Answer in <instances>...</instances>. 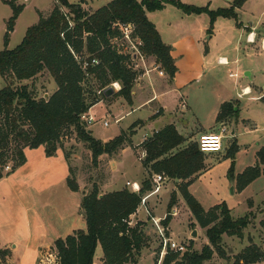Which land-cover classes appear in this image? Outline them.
Wrapping results in <instances>:
<instances>
[{
    "label": "trees",
    "instance_id": "trees-1",
    "mask_svg": "<svg viewBox=\"0 0 264 264\" xmlns=\"http://www.w3.org/2000/svg\"><path fill=\"white\" fill-rule=\"evenodd\" d=\"M85 1L71 3L69 0H56L50 14L41 16L36 24L28 27L17 47L8 49L11 33L25 6L17 4V0H4L12 7L13 14L7 21L4 35L6 48L0 51V74L4 78L23 81L33 79L47 70L56 82L57 89L48 98L40 99L34 96L27 85L14 88L8 84L0 89V179L26 162L27 147L44 145L49 156L54 155L58 147L64 149L62 133L71 127L75 129L77 137L87 144L95 159L103 154H114L129 142L128 132L124 131L108 142L95 138L82 118L102 99L121 96L129 104L133 103L132 91L139 75L130 65L134 56L119 48L117 40L122 36L117 25L119 22L135 24L133 38L139 40V51L146 56H155L173 81L177 66L171 54L172 47L163 41L147 12L162 10L171 4L186 14L207 13L211 32L219 17L238 19V9L247 0H234L230 7L215 10L208 5L197 6L182 0H112L91 12L83 7ZM93 59H97L98 63L92 64ZM86 61L90 65L84 69ZM93 80L98 83V90L106 89L115 82H119L121 88L110 96L105 93L99 95L98 90L95 92L89 85ZM239 109V103L224 102L216 122H232ZM49 141L53 142L50 146L47 145ZM184 143L185 138L173 124L155 132L144 142L147 155L143 165L148 176L139 192L124 188L101 194L98 185L94 184L82 198L86 229H78L58 238L51 248L58 264H94L99 246L104 255L102 264H139L138 258L147 237L142 228L143 223L140 221L131 225L130 220L141 206L143 196L153 189L155 178L162 181L179 179L176 182L179 191L197 222L207 228L209 240L201 251L189 248L184 253L168 252L163 264H204L212 259L215 252L226 256L222 245L223 235L243 238L250 216L235 219L226 202L206 209L190 192L192 180L188 179L204 169L205 154L197 142L182 147ZM238 150L237 142H234L229 148V156L234 159ZM65 154L69 159L68 154ZM257 156L258 164L247 167L236 176L232 164L229 177L237 179L239 191L264 173V168H261L264 147L257 152ZM11 161L13 164L6 170ZM70 172L68 186L78 191L77 180L71 177L72 168ZM175 202L176 194L173 193L169 202L170 210ZM170 220L171 215H168L163 223L168 225ZM1 253L7 251L0 249ZM261 261H264V250L252 244L237 254L233 264Z\"/></svg>",
    "mask_w": 264,
    "mask_h": 264
},
{
    "label": "rangeland",
    "instance_id": "rangeland-1",
    "mask_svg": "<svg viewBox=\"0 0 264 264\" xmlns=\"http://www.w3.org/2000/svg\"><path fill=\"white\" fill-rule=\"evenodd\" d=\"M70 1L72 3L81 2L80 0ZM109 1L110 0H89L85 1L86 5L83 6H86V9L91 12L94 11V9L96 10L106 5ZM182 1L197 6L208 5L210 9L215 10L218 8L230 7L234 0ZM55 2L56 0H32V2L27 1L25 3V1L20 2L17 0V4L23 3L26 8L24 7L25 10L23 9L21 12L19 21H16V30L11 35L8 49L17 47L22 42L28 27L36 24L41 16L49 15L55 6ZM238 13L240 20L247 25L252 22H257L259 18L261 21H264V0H247L243 6L238 9ZM12 14V7L3 0H0V51L6 48L4 44L5 29L7 27V21ZM149 16L156 27L162 31V34L164 35L165 33V40L171 42L176 58H179L176 60V65L177 61L185 57L184 60L179 62L180 65H177L178 69L181 72H186L188 68L191 67L193 72H195L194 79L184 88V92L181 93V95L175 93L176 97H172L173 95L167 96L171 105L170 109L180 110L178 113L179 115L183 114L184 124L188 126L189 130L193 129V131H197L206 127L203 119H212L211 107H213L214 103H220L215 100L222 99L223 102L221 103L228 101L239 103L240 109L238 115L235 117V119L238 120V124L235 127L237 130L236 136L231 135V121L226 120L225 122H220V127L215 132L220 133L223 129H226L223 133L225 135L223 139V150L221 152L205 153L204 169L188 179L195 181L194 184H192V193L207 209L216 204L226 202L235 219L246 215L250 216V223L248 227L244 229L243 238L227 234L223 235L222 245L226 251V256H221L215 252L212 259L204 263L233 264L237 254L249 245L257 244L264 250V173L242 191H239L236 187L237 179L235 178L232 180L229 177L232 164L234 165L235 176L243 172L247 167L258 164L259 158L257 152L264 147V69L262 57L255 53L250 56L249 60L252 63V67L255 69L257 76L255 83L260 85L261 97L259 96V91H255L250 95L244 96L242 94L243 96H240L238 93L240 92L241 84L251 83V81L242 77L241 74L239 76L235 74H231L232 76L228 75V67L218 62L220 56L227 55L228 49L226 48L224 38L220 32V30L224 28L223 24L215 25L214 23L211 32H209V14H186L174 5L168 6V10L162 9L151 12ZM221 18H223L221 22L226 21L224 20L225 17ZM235 21L237 20L235 19ZM3 24L6 26L4 29ZM164 27H166V29ZM206 32L209 36L215 32L216 38L208 41ZM122 38L123 36L117 40L119 44L122 43V46H119L122 52L126 54L129 53L132 57V54L139 53L136 59L130 61L131 67L137 70L139 75L135 82V87L137 82H142L143 76L148 72V69H150V66L147 68L142 63V60L147 59L149 56L139 51V40L133 38L131 42L124 41V38ZM177 41L178 44H175ZM133 45H135L138 50L134 48ZM181 46H183V52H180ZM184 53L185 55H183ZM233 71L235 72V69ZM156 74H158L157 69L152 72V77H157ZM8 84H12L14 88L27 85L28 89L38 99L48 98L57 88L56 82L47 70H44L33 79L23 81H17L9 77L4 78L0 74V89ZM90 84L95 92L99 89V85L95 80L91 81L89 85ZM111 86H113V84ZM114 88L116 90V86H114ZM139 99V96H137L136 104L140 102ZM183 102L185 106L182 108ZM193 103L196 105L194 111L190 109V105ZM193 108H195L194 105ZM189 111H192L194 114ZM146 112L147 108L138 110L137 113L131 116V119L143 117ZM90 115L95 118V121L93 123H88L87 120H84L86 127L88 128L89 125L92 127L91 129L94 130L95 137L100 140L109 141L111 135L119 129V125L108 111L106 104H98L90 112ZM105 121L109 122L108 126L104 124ZM205 129L209 131V129ZM145 133L146 131L139 130L134 136L135 141H142ZM190 137H192V140L189 141L188 139V143L197 142V135ZM62 142L65 152L69 156V162L72 168L71 177L76 178L79 188L86 189L87 192H89L94 184H96L101 194L108 193L104 185L105 182H109L108 178L112 168L111 161L114 157L113 154L100 155L95 159L92 151L88 149L87 144L77 137V133L73 127L63 131ZM234 142H237L239 150L236 152L235 158L233 159L229 156L228 151ZM134 148L136 154L131 147H127L125 151H123L121 164L117 166L116 170L112 173V177L117 182L116 187H120L127 179L141 178L143 176L144 169L140 163V160L143 162L145 159V157H142V150L145 148L143 141ZM12 164L13 161L9 163L6 170H9ZM261 168H264V163H262ZM165 182L172 183L168 191L169 202L173 193L176 194V202L171 210L169 209V202L165 204V197L162 195L161 191ZM159 186L161 188L160 191L152 195V197L150 196V200L154 205L152 207V204H150L149 211H151L154 217H164L169 211L171 212L173 209H177L178 212L176 215L169 214L171 215V220L172 218L173 220L171 225V220L168 223V235L172 237L173 240L186 245L188 249L201 251L203 246L209 243L206 235L207 228L202 227L193 216L179 191L176 180L165 179L159 182ZM124 188L129 187L126 185ZM62 192H64V190L58 188V192H55L54 197L49 195L48 198L55 199L54 203L60 206L63 204V198L60 196ZM44 197H47V194ZM151 201L148 203H151ZM153 208H156V214ZM139 218L142 217H138L137 221H133L131 217V225L140 222L141 219ZM141 222L143 223L142 228L147 237V241L143 248L144 262L145 264H158L163 250V242L158 234V227L152 219ZM194 229L198 231L197 236H192ZM51 231L54 230L52 229ZM46 252H48L46 256H49L52 250L49 249ZM39 257H41V255ZM140 260L141 259L138 258V262H140ZM30 264L36 263L32 262ZM253 264H264V261Z\"/></svg>",
    "mask_w": 264,
    "mask_h": 264
},
{
    "label": "crops",
    "instance_id": "crops-1",
    "mask_svg": "<svg viewBox=\"0 0 264 264\" xmlns=\"http://www.w3.org/2000/svg\"><path fill=\"white\" fill-rule=\"evenodd\" d=\"M19 1H25V3L27 1L32 2V0ZM111 1L112 0L109 2ZM82 5H86V2ZM170 5L171 4H168L163 10H168V6ZM83 7L86 8V6ZM151 12H147L149 19V14ZM19 17L17 21H19ZM221 19L223 18L219 17L216 20L215 25H224V28L220 30V32L224 38L226 48L228 49L227 55L220 56L218 60L219 64L228 67V75L235 74L236 76H239L241 74L242 77L251 81V83L241 84V89L238 93L240 96L250 95L255 91H259V96L261 97L260 85L255 83L257 80L255 69L252 67V63L249 60L251 55L257 53L258 56L262 57L263 65L264 55L261 51L260 44L264 37V21H261L259 18L257 22H252L247 25L241 21L240 18L239 20L236 19L237 21H235L234 18H224L226 21L222 22ZM4 27H6L5 24H3V29ZM164 28L166 29V27ZM15 30L16 26L11 35ZM158 31L160 32L163 41L171 46V42L165 40V33L163 35L159 28ZM206 34L208 41L216 38L215 32L210 36L207 32ZM175 44H178V41L175 42ZM182 49L183 46L180 47V52L184 51ZM171 54L173 58L175 57L174 60L176 64V60L179 58H176L173 47ZM183 55H185V53ZM184 59L185 57L177 61V65L179 66V62ZM142 63L147 68L150 66V69H148V72L143 76L142 82H137L136 86L133 88L132 104H129L123 97L116 96L96 103L87 112V115H90V112L98 104H106L108 111L112 114L115 122L119 125V129L111 135L109 141L120 135L123 131L128 132L129 142L118 152L113 154L114 157L111 161L112 168L108 178L109 182H105L104 185L108 192L124 189L128 181L138 182L142 185L143 181L148 176L147 169L139 159L141 166L144 169L143 176L141 178L127 179L120 187H116L117 182L112 177V173L116 170L117 166L121 164L123 151H125L127 147H131L136 154L134 148L136 145L142 141L144 145V142L151 138L155 132L163 129L169 124L175 125L178 132L185 138V143L182 147L189 144L187 142L188 139L189 141L192 140V137L190 136L194 137V135H197L199 138L202 133L215 132L220 127L219 123L216 122V118L223 104L221 103L223 102L222 99L215 100L220 103H214L213 107H211L212 119H203L206 127L197 131H193V129L189 130L188 126L184 124L183 114L179 115V109H170L171 105L167 96L173 95L172 97H176L175 93L181 95V93L184 92V88L194 79L195 72H193L191 67L188 68L186 72H181L177 67L175 78L171 81L169 75L162 69L155 56H149L147 59H143ZM156 69L158 70V74H156L157 77H152V72ZM234 69L235 72L233 71ZM120 88L121 85L117 82L116 90L114 88V92L119 91ZM137 96H139L140 102L136 104ZM193 105L195 108H193ZM184 106L185 103L183 102L182 108ZM144 108H147V112L143 117H135L131 119V116L137 113L138 110H143ZM190 109L194 111L196 105L193 103L190 105ZM137 122L140 123L135 126ZM231 124V135L236 136L237 130L235 127L238 124V120H233ZM91 128L92 127L89 125L88 129L92 131V135L95 137L94 130ZM205 128L209 129V131ZM139 130H144L146 133L143 136L142 141L136 142L134 136ZM101 141L108 142L102 139ZM25 154L27 158L26 162L12 173L7 174L0 179V249L7 251V253L0 254V264H30L32 262L37 264V260L38 263L40 260L39 256L47 250H51L58 238L65 237L68 234L73 233L75 230L86 229L87 227L85 214L81 205L82 198L84 194L87 193V190L79 188L78 191H73L68 186L67 178L71 174V164L66 157L64 149L58 147L56 153L49 156L46 153V147L42 145L37 148H25ZM176 182L179 181L176 180ZM194 182L195 181H192L189 186L191 193L192 184H194ZM171 184V182H165V185L161 190L162 195L165 197V204H168L169 202L168 191L171 188ZM58 188L64 190V192L60 194L63 198V204L60 206L54 203L55 199L48 198L49 195L54 197L55 192H58ZM46 194L47 197H44ZM150 201L149 197L148 202ZM148 202L147 206L149 209L150 204H152L153 207L154 203L152 201L151 203ZM153 211L156 214V208H153ZM151 215L153 214L151 213ZM138 217H142L139 218L141 221H148L151 219L143 206H140L137 212L132 215V220L137 221ZM172 220L170 225L172 224ZM52 229L54 231H51ZM141 253L142 255L139 256L141 259L139 264H145L143 258L144 251L142 250ZM103 256L102 247L99 246L94 264H102Z\"/></svg>",
    "mask_w": 264,
    "mask_h": 264
},
{
    "label": "built area",
    "instance_id": "built-area-1",
    "mask_svg": "<svg viewBox=\"0 0 264 264\" xmlns=\"http://www.w3.org/2000/svg\"><path fill=\"white\" fill-rule=\"evenodd\" d=\"M117 25H118L121 33H122L124 41H131L132 42L133 32L135 30V24L134 23L119 22ZM119 46H122V43L119 44ZM133 46H134V48L137 49V47L135 45H133ZM260 47H261V51L264 55V37L261 40ZM132 55L134 56V59H136L138 57L137 55H139V53L132 54ZM91 63L97 64L98 60L93 59ZM88 65H90L89 62H87V61L84 62V65H83L84 69H87ZM263 69H264V61H263ZM114 86H117V82L113 83L112 87H114ZM103 93H105V89L98 90L99 95H102ZM101 101H103V99ZM82 118L84 120H87L88 123H93L95 121L94 117H92L91 115H87V114H84L82 116ZM105 124L108 125V122H105ZM225 131H226V129H223L220 133H218V132L202 133L197 140V144H198L199 149L204 153L221 152L223 150V139L225 136L223 133ZM146 155H147V150L144 148L142 150V157L144 158V157H146ZM161 181L162 180H160V178H155V180L153 181L154 182L153 189L151 191H149L146 195L143 196L142 204H141V206H143V208L149 214L150 218L157 225L158 234H159V236L163 242V246H162L163 250L161 252V258H160L158 264H162L164 256L170 251L184 253V252L189 250L186 245H184L183 243L177 242L176 240H173V238L168 235L167 230L169 227H168V225L163 223V221L166 219V217L169 214L176 215L178 212L177 209H173L171 212L167 213L164 217H154L153 215H151V213L148 209V206H147L148 199L150 196L159 192V190H160L159 182H161ZM126 185L129 187L130 190H132L134 192H139L141 190V184H139L138 182L128 181ZM131 223H132V221L130 220V224ZM47 254H48V252H44L41 255L38 264H58L57 256L55 253L50 252L49 256H46Z\"/></svg>",
    "mask_w": 264,
    "mask_h": 264
},
{
    "label": "water",
    "instance_id": "water-1",
    "mask_svg": "<svg viewBox=\"0 0 264 264\" xmlns=\"http://www.w3.org/2000/svg\"><path fill=\"white\" fill-rule=\"evenodd\" d=\"M114 91H115L114 88L112 86H109L105 89V95L110 96ZM233 134H234V132H233ZM52 143H53L52 141H49L47 145L50 146ZM177 181H179V179H177ZM100 196H102V195H100ZM197 234H198L197 229H194L192 232V236H197Z\"/></svg>",
    "mask_w": 264,
    "mask_h": 264
}]
</instances>
